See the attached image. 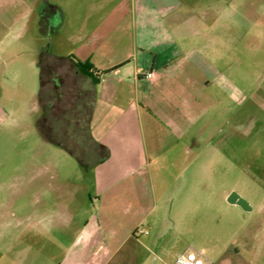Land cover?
<instances>
[{
  "label": "rangeland",
  "instance_id": "1",
  "mask_svg": "<svg viewBox=\"0 0 264 264\" xmlns=\"http://www.w3.org/2000/svg\"><path fill=\"white\" fill-rule=\"evenodd\" d=\"M56 2L65 7L79 2L77 19L91 21L108 14L140 18L155 13L140 7L154 0H0V264H57L66 251L65 244L57 245L63 237L55 226L47 231L34 214L64 204L82 210L83 222L98 206L92 203V170L100 155L87 131L88 108L79 112L69 97L56 99L49 89L40 100V54L56 51L58 42L40 24L42 13ZM178 2L182 8L176 16L187 9V20H209L195 25L198 33L187 29V50L200 51L189 58L198 66L193 75L215 82L199 95L207 109L205 140L224 129L222 157L208 166L211 156L194 149L197 165L153 169L156 197L149 181L144 204L153 208L157 203L153 219L159 214L160 220L154 234L163 230L160 243L149 245L152 256L144 245L127 244L111 264H173L188 250L202 253L211 264H264V0ZM219 15L238 24L234 53L227 39L213 54L204 51L215 48L209 30ZM189 92L196 95V87ZM160 172L163 183L156 178ZM227 194L242 196L253 211L229 204ZM134 212L122 205L114 216L124 219Z\"/></svg>",
  "mask_w": 264,
  "mask_h": 264
},
{
  "label": "crops",
  "instance_id": "2",
  "mask_svg": "<svg viewBox=\"0 0 264 264\" xmlns=\"http://www.w3.org/2000/svg\"><path fill=\"white\" fill-rule=\"evenodd\" d=\"M30 3L28 11L33 15ZM77 3L65 7L56 2L42 13L41 31L55 33L58 41L56 51L43 49L40 54L48 73L42 94L49 89L56 99L69 97V103L77 105L79 112L88 108L89 137L95 147L97 143L104 145L109 156L93 167L92 203L98 206L83 222L79 221L82 210H70L64 204L34 216L40 219L39 223L44 221L47 231L55 226L63 237L57 245L65 244L66 251L57 264H111L127 244L134 248L144 245L152 256L149 245L158 246L164 233L159 230L154 234L160 220L159 214L153 219L158 213L157 203L153 208L144 204L151 190L149 181L152 196L156 197L153 169L197 165L193 162L199 155L191 157L194 149L211 156L208 166L216 165L222 157L224 129L205 140L208 135L203 120L207 109L199 95L215 82L193 75L198 66L189 58L200 51L196 47L187 50V29L198 33L195 25L202 27L209 20L204 16L187 20L186 8L176 16L177 8H182L177 0H154L150 6H140L141 10L155 12L149 17L108 14L91 21L77 19ZM214 5L220 7L218 2ZM91 11H95L94 6ZM211 20H215V28L209 30L214 33L211 39L215 40V48L205 46L204 51L213 54L222 49L224 39L232 53L238 51V24L221 15ZM219 30L227 34L218 33ZM72 56L88 61L99 76L98 82L83 74ZM149 71L156 74L152 80L143 76ZM194 86L196 95L189 92ZM41 104L44 106L42 101ZM161 173H156L157 180ZM233 195L235 200L226 195L229 204L253 211L242 196ZM122 205L135 212L124 219L115 218L114 209ZM184 212L187 215V206ZM139 227H144V233L136 232Z\"/></svg>",
  "mask_w": 264,
  "mask_h": 264
},
{
  "label": "trees",
  "instance_id": "3",
  "mask_svg": "<svg viewBox=\"0 0 264 264\" xmlns=\"http://www.w3.org/2000/svg\"><path fill=\"white\" fill-rule=\"evenodd\" d=\"M71 59H73L74 64L76 65V67H78L80 69V71L83 74L93 78V80L95 82H98L99 76H98V74H96L92 71V65L88 61L83 62L74 56H72ZM39 64L41 67V78H40V84H41L40 100H41V94H42L44 88L46 87V85L48 83V79H47L48 73H46L44 70L45 69L44 56H41V61L39 62ZM95 148L100 155L99 158L97 159V163L109 156V150L104 145L97 143ZM81 162H82V160H81Z\"/></svg>",
  "mask_w": 264,
  "mask_h": 264
},
{
  "label": "built area",
  "instance_id": "4",
  "mask_svg": "<svg viewBox=\"0 0 264 264\" xmlns=\"http://www.w3.org/2000/svg\"><path fill=\"white\" fill-rule=\"evenodd\" d=\"M155 72L149 71L145 73L143 76L148 80H152L155 78ZM136 232L144 233L143 230L139 231L137 229ZM173 264H211V262L200 252L186 251L180 254L174 261Z\"/></svg>",
  "mask_w": 264,
  "mask_h": 264
},
{
  "label": "water",
  "instance_id": "5",
  "mask_svg": "<svg viewBox=\"0 0 264 264\" xmlns=\"http://www.w3.org/2000/svg\"><path fill=\"white\" fill-rule=\"evenodd\" d=\"M235 199H236L235 195H232L231 200H235Z\"/></svg>",
  "mask_w": 264,
  "mask_h": 264
},
{
  "label": "flooded vegetation",
  "instance_id": "6",
  "mask_svg": "<svg viewBox=\"0 0 264 264\" xmlns=\"http://www.w3.org/2000/svg\"><path fill=\"white\" fill-rule=\"evenodd\" d=\"M59 82H61L62 83V81H59ZM44 108H45V106H43ZM45 114H46V112H45Z\"/></svg>",
  "mask_w": 264,
  "mask_h": 264
}]
</instances>
